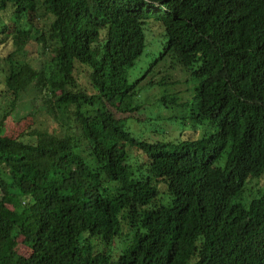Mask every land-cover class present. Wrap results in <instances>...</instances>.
Listing matches in <instances>:
<instances>
[{"label":"trees","instance_id":"1","mask_svg":"<svg viewBox=\"0 0 264 264\" xmlns=\"http://www.w3.org/2000/svg\"><path fill=\"white\" fill-rule=\"evenodd\" d=\"M167 60L185 95L140 85ZM0 75V264H264V0H0ZM154 87L208 133L170 140Z\"/></svg>","mask_w":264,"mask_h":264},{"label":"rangeland","instance_id":"2","mask_svg":"<svg viewBox=\"0 0 264 264\" xmlns=\"http://www.w3.org/2000/svg\"><path fill=\"white\" fill-rule=\"evenodd\" d=\"M147 34V44H148V49L147 53L152 54L156 51V40L160 38L161 35V30L158 27H153L149 25L148 31L146 32ZM28 57L30 59H34V64L37 66L39 62H42L44 59V55L41 53V50L39 48H31L27 51ZM145 54L140 59V62H145ZM149 59V58H148ZM171 60H167L166 62H160L157 66H155L152 71L144 77L140 81V85L145 87L146 84L150 82H157L161 78L168 77V89H170L172 92H177L179 95L183 94L185 95L189 89H191V84L190 86L187 85L185 81L188 79V77L179 69L178 67L172 68L171 66ZM142 64L139 65L141 67ZM147 64H145L142 68H137L136 70H131L129 72L128 76V81L132 82L133 79L142 77L144 74V70L146 69ZM133 76H131V74ZM1 77V75H0ZM2 83V79L0 78V84ZM1 86V85H0ZM1 90V87H0ZM163 92V89L160 91L158 88H153L150 89L147 94L143 91L140 94V100L142 102L145 101V98L150 96L147 101L144 103V106L146 103H149L150 107H148L145 112L147 115H150L152 117V120H156L161 123V126H164L166 129L167 136L169 137L170 140L173 139H178L179 137H188L192 136L194 138H200L202 137L205 132L208 133L209 127L208 126H200L197 128H192L194 125L193 123L186 119L184 120V117L186 116L188 109L189 108H181V107H176L174 105L168 104L167 106H164L163 103L159 101V97L161 93ZM160 93V95L158 94ZM157 96V97H152V96ZM145 96V98H144ZM184 99V98H183ZM189 98H186L184 100H189ZM151 100V101H150ZM5 104L3 102V99L0 98V117L2 115V112L4 111ZM39 107H42V103L37 99L34 98L33 92H28L23 98L21 99L16 111L13 113V118L10 117L6 121V129L7 132L11 134H17L22 130V125L18 122H20V119L23 120V118H27L26 124H30L31 121L28 119V114L34 113L36 109ZM44 114H39L36 116V125H44L47 123L46 116L44 117ZM143 117V120L146 121L147 123V117L145 116V113L141 115ZM143 121V122H144ZM23 122V121H21ZM131 128L137 129V126H140L139 122L133 121L132 124L130 125ZM146 126H151V121L146 125ZM48 129L50 132H55L57 134H60V129L57 124L54 122L48 123ZM140 130H136V135L138 138H147V134L144 131V128L139 127ZM159 130H163L158 126H154L153 132H158ZM149 131L148 132H152ZM152 139H158L155 135H152ZM129 155L132 159L131 162H135L136 159V153L135 151H130ZM262 185V180H252L249 181L245 187V195L246 197L250 196V193H255L256 188H259V186Z\"/></svg>","mask_w":264,"mask_h":264}]
</instances>
